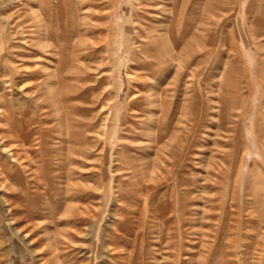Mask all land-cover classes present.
<instances>
[{
    "label": "rangeland",
    "instance_id": "obj_1",
    "mask_svg": "<svg viewBox=\"0 0 264 264\" xmlns=\"http://www.w3.org/2000/svg\"><path fill=\"white\" fill-rule=\"evenodd\" d=\"M145 1L0 10V264H264V0Z\"/></svg>",
    "mask_w": 264,
    "mask_h": 264
},
{
    "label": "bare ground",
    "instance_id": "obj_2",
    "mask_svg": "<svg viewBox=\"0 0 264 264\" xmlns=\"http://www.w3.org/2000/svg\"><path fill=\"white\" fill-rule=\"evenodd\" d=\"M164 0H146L145 1V3H144V6H141L142 7V9L144 8V18L143 19H145V21L146 20H151L152 18H153V16H155L156 15V13H161V12H163V11H166V9H164L162 6H161V3L163 2ZM166 1V0H165ZM168 1V0H167ZM166 1V2H167ZM13 2V0H0V10L2 9V8H5V7H9L10 5H11V3ZM141 4V3H140ZM163 4V3H162ZM167 4V3H166ZM165 4V5H166ZM170 3H168V5H169ZM13 5V4H12ZM11 7V6H10ZM166 7V6H165ZM12 8V7H11ZM87 8V7H86ZM4 10V9H3ZM2 10V11H3ZM184 10H186V9H184ZM6 11V10H5ZM3 13V12H2ZM142 13V12H141ZM166 13V12H165ZM164 13V14H165ZM6 14L4 13V15H2L1 13H0V27L1 28H3V29H7V30H9L11 27H12V22H11V18L9 17V16H5ZM66 15V14H65ZM73 17H74V15L73 14H71ZM94 15V14H93ZM159 15H161V14H159ZM172 15V14H171ZM152 16V17H151ZM158 16V15H157ZM183 16V15H182ZM72 17V18H73ZM169 17V16H168ZM173 17V16H172ZM75 18V17H74ZM84 18V17H83ZM156 18V17H155ZM65 19H66V17H65ZM67 19H68V17H67ZM82 19V18H81ZM80 19V20H81ZM159 20L161 19V18H158ZM165 19H167V18H165ZM165 19H163V20H165ZM180 19V18H179ZM75 20H77V19H75ZM84 20V19H83ZM99 21V20H98ZM169 21V20H168ZM70 22H72L71 20H70ZM148 22V21H147ZM158 22V21H157ZM165 22V21H164ZM75 23H76V21H75ZM98 23V22H97ZM181 23V22H180ZM187 23H188V20H187V22H186V26H187ZM69 24V23H68ZM153 24H155V23H153ZM172 24V23H171ZM193 24V23H192ZM64 25H66V22L64 23ZM71 25V24H70ZM70 25H68V26H70ZM78 25V24H77ZM90 25V24H89ZM98 25V24H97ZM146 26H145V28H144V31H143V38H144V41L141 43V48L145 51L144 52V56H146V59H145V64L140 68V70L142 71V72H149V70L151 69L150 68V66L151 65H153V61L152 60H156V58H157V55L155 54V52H157V51H159L162 55H165V56H168V58H169V61H174L175 59H176V57H174L173 58V56L172 55H170V54H168V53H166V52H164L165 50H164V47L163 48H161V47H159V46H157V41H159L160 39H161V35H156L155 33H158L160 30H158V29H156V26L154 25H150V24H145ZM183 25V24H182ZM72 26V25H71ZM94 26V25H93ZM89 27V26H88ZM91 27V26H90ZM99 27V26H98ZM141 27H143V26H141ZM74 28V27H73ZM77 28H78V26H77ZM171 28H172V26H171ZM67 29H69V27L67 28ZM72 28L70 27V30H71ZM98 29H100V28H98ZM70 30H67V31H70ZM78 30V29H77ZM141 30V29H140ZM143 30V29H142ZM185 30H187V28H185ZM60 31V30H59ZM67 31L64 33V35H62V37H61V40H62V42H63V44H61V48H59L58 49V51H59V53H62V52H64V51H66L67 49V47L65 46L66 45V43H68L72 38H73V30H71L70 32H68L67 33ZM169 31V30H168ZM38 32L40 33V35H42V36H44V38H45V35H46V33L50 36V37H54L53 35H52V31L50 32L49 31V29L47 30V29H44V28H42V26H40L39 28H38ZM186 32V31H185ZM80 33V32H79ZM139 33V32H138ZM165 33V32H164ZM169 33V32H168ZM44 34V35H43ZM166 34V33H165ZM39 35V36H40ZM56 35V34H55ZM94 35V34H93ZM42 36H40V37H42ZM84 36H85V34H84ZM96 36V35H95ZM106 36V35H105ZM5 37H6V39L7 38H9V39H15V37L13 36V35H11V32H8V34H5ZM56 38H57V36H55ZM79 37H80V35H79ZM96 37H98V36H96ZM141 37V36H140ZM163 37V36H162ZM43 38V37H42ZM92 38V37H91ZM139 38V37H138ZM50 40H55V38L54 39H52V38H49ZM164 39H165V36H164ZM58 39H56V41H57ZM60 40V41H61ZM140 40V39H139ZM167 40V39H166ZM104 42V41H103ZM137 42V41H136ZM141 42V41H140ZM198 42H200V40H199V38H198ZM93 44H95V43H93ZM97 44V43H96ZM160 44V42L158 43V45ZM167 44H169V43H167ZM171 44H173V47H172V45H171V47H169V48H171V51H174V49H175V45H174V42L173 41H171ZM161 45V44H160ZM56 46H57V44H56ZM78 46V48H80V46L79 45H77ZM84 46V45H83ZM82 45H81V47H83ZM139 46V45H138ZM73 49V54H75V51H76V47H72ZM77 48V49H78ZM166 48V47H165ZM56 49H57V47H55V51H56ZM164 50V51H163ZM137 51V50H136ZM141 51V50H140ZM180 52V51H179ZM59 53L58 52H56L55 54H53V56L55 55V57H57L58 55H59ZM83 53V52H82ZM141 53H142V51H141ZM140 53V55H142L143 56V54H141ZM74 56V55H73ZM72 56V57H73ZM76 56V55H75ZM77 58V57H76ZM144 58V57H143ZM166 58V57H165ZM140 59V58H139ZM144 60V59H143ZM142 60V61H143ZM168 60V59H167ZM49 61V60H48ZM47 61V62H48ZM51 61V60H50ZM49 61V62H50ZM56 61H58L59 62V60H57V58H56ZM185 61V60H184ZM168 62V61H167ZM188 62V61H187ZM201 62V61H200ZM199 62V63H200ZM140 63V62H139ZM155 63V62H154ZM141 64V63H140ZM142 65V64H141ZM153 67V66H152ZM55 68H56V64H55ZM152 70V69H151ZM150 70V71H151ZM167 70V69H166ZM152 72H153V70H152ZM167 72H169V71H167ZM58 73V72H57ZM140 73V72H139ZM154 73V72H153ZM155 73H157V72H155ZM162 74V73H161ZM35 75V74H34ZM148 75V74H147ZM158 75V74H157ZM157 75H151V77L153 78V82H154V85H156L157 83H158V81L160 80L159 79V76H157ZM58 76V75H57ZM162 76V75H161ZM165 77V76H164ZM33 78V77H32ZM58 79V78H57ZM162 80V79H161ZM152 81V80H151ZM161 83V82H160ZM152 84V83H151ZM162 85V84H161ZM146 88L148 89V91L149 90H151L152 88H154L153 86H150V84H146ZM158 89V88H157ZM153 91H154V89H153ZM157 94V93H156ZM157 100V99H156ZM155 100V102H157ZM153 101L154 100H152V103H153ZM155 105H156V103H155ZM67 107V106H66ZM101 109V108H100ZM64 111V110H63ZM68 111V110H67ZM70 115V114H69ZM234 115V114H233ZM61 116V115H60ZM69 117V116H68ZM71 117H73V115H71ZM75 118V117H74ZM59 120V119H58ZM90 121V120H89ZM88 123H90V122H88ZM75 124V123H74ZM92 124V123H91ZM70 126V125H69ZM85 127H87V126H85ZM90 127V126H89ZM88 127V128H89ZM72 128V127H71ZM70 128V129H71ZM75 128H76V126H75ZM86 129V128H85ZM85 132V131H84ZM72 137V136H71ZM62 139H63V136H62ZM74 139V138H73ZM64 140V142H65V139H63ZM75 141V140H74Z\"/></svg>",
    "mask_w": 264,
    "mask_h": 264
}]
</instances>
